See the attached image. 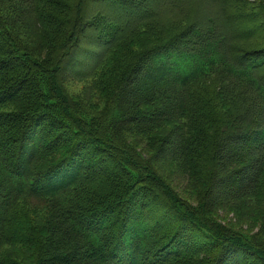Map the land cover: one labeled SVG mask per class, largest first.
Masks as SVG:
<instances>
[{
  "label": "trees",
  "instance_id": "16d2710c",
  "mask_svg": "<svg viewBox=\"0 0 264 264\" xmlns=\"http://www.w3.org/2000/svg\"><path fill=\"white\" fill-rule=\"evenodd\" d=\"M171 1L0 0V264H264L263 0Z\"/></svg>",
  "mask_w": 264,
  "mask_h": 264
},
{
  "label": "rangeland",
  "instance_id": "374dc122",
  "mask_svg": "<svg viewBox=\"0 0 264 264\" xmlns=\"http://www.w3.org/2000/svg\"><path fill=\"white\" fill-rule=\"evenodd\" d=\"M251 1L254 2L255 0H251ZM171 2L177 3L178 5H174V6L166 5L165 6L166 9H162L161 15H158L154 19L147 22L143 26V27H146L147 29L141 30L138 36H147V37L151 36L150 41L153 43L155 41L153 40V37H154L153 34L162 32L163 29H170L172 33L177 32V31H182L189 24L197 20V18H199V15H203L204 13L211 14L212 12V6L208 2V0H173ZM263 4H264V0H263ZM259 23H261V19L256 20V24L258 25ZM263 41L264 39L259 38L258 36H253L248 39H243L239 41L238 45L244 46L245 48H257L262 44ZM143 42L144 41L140 43H143ZM110 60H105L101 64V68L99 70H103L110 63ZM90 82L91 81L89 80L85 82L84 81L75 82L71 88L74 91H78V93L74 92L75 95L77 94L75 97H78L80 95L79 92H82L84 87L89 85ZM11 107H12V103L10 107L5 106L3 107V109H7ZM219 214L222 215L223 220L225 221H230L232 217L231 211L228 212L227 214L220 211ZM235 220L236 222L242 221L241 219H238L237 216H235L234 221ZM187 264H197V262L192 261Z\"/></svg>",
  "mask_w": 264,
  "mask_h": 264
}]
</instances>
